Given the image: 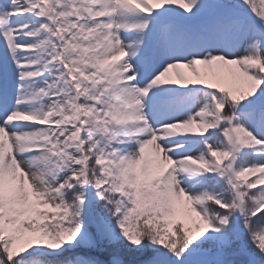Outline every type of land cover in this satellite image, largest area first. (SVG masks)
Here are the masks:
<instances>
[{
    "label": "snow or ice",
    "instance_id": "1",
    "mask_svg": "<svg viewBox=\"0 0 264 264\" xmlns=\"http://www.w3.org/2000/svg\"><path fill=\"white\" fill-rule=\"evenodd\" d=\"M0 264H264V0H0Z\"/></svg>",
    "mask_w": 264,
    "mask_h": 264
}]
</instances>
